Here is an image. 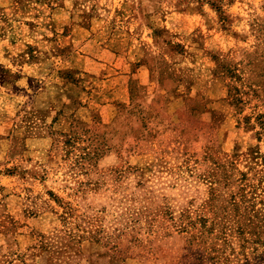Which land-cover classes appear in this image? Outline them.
<instances>
[{
	"label": "rangeland",
	"instance_id": "1",
	"mask_svg": "<svg viewBox=\"0 0 264 264\" xmlns=\"http://www.w3.org/2000/svg\"><path fill=\"white\" fill-rule=\"evenodd\" d=\"M0 264H264V0H0Z\"/></svg>",
	"mask_w": 264,
	"mask_h": 264
}]
</instances>
